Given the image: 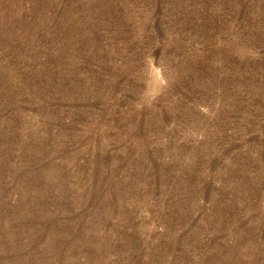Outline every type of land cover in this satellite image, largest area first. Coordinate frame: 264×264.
I'll use <instances>...</instances> for the list:
<instances>
[{
    "label": "rangeland",
    "instance_id": "rangeland-1",
    "mask_svg": "<svg viewBox=\"0 0 264 264\" xmlns=\"http://www.w3.org/2000/svg\"><path fill=\"white\" fill-rule=\"evenodd\" d=\"M0 264H264V0H0Z\"/></svg>",
    "mask_w": 264,
    "mask_h": 264
}]
</instances>
